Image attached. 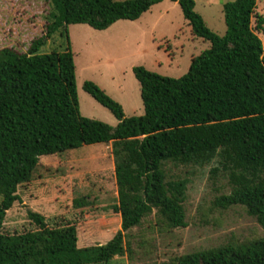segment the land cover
<instances>
[{
	"label": "trees",
	"instance_id": "obj_1",
	"mask_svg": "<svg viewBox=\"0 0 264 264\" xmlns=\"http://www.w3.org/2000/svg\"><path fill=\"white\" fill-rule=\"evenodd\" d=\"M51 9L44 31L62 29V51L37 53L44 36L28 51L0 47V229L17 200L19 184L30 179L42 155L83 145L110 143L120 228L105 243L77 245L75 224L49 227L28 210L37 229L0 231V264H108L130 252L127 238L154 211L158 225L186 226L188 180L167 176L166 164L205 165L222 170L230 192L215 204L241 205L264 229V48L255 30L264 17L256 0L223 4L226 31L218 35L194 9L180 6L195 37L210 43L180 77L132 68L139 83L142 115L124 116L121 105L93 81L83 89L118 120L115 125L79 112L75 64L67 26L84 23L98 30L118 20H136L162 0H43ZM254 24L252 25V21ZM89 195L72 199L76 208L94 204ZM160 264H264V234L174 256Z\"/></svg>",
	"mask_w": 264,
	"mask_h": 264
},
{
	"label": "rangeland",
	"instance_id": "obj_2",
	"mask_svg": "<svg viewBox=\"0 0 264 264\" xmlns=\"http://www.w3.org/2000/svg\"><path fill=\"white\" fill-rule=\"evenodd\" d=\"M193 1L205 24L223 35V4L232 0ZM50 9L43 0H0V47L26 52L43 35L37 53L65 49L67 42L61 28L49 37L44 31ZM255 14L264 17V0H256ZM67 32L75 64L79 112L109 125H115L117 118L83 89L84 81H93L117 101L124 116L142 115L139 83L132 68L143 66L159 75L177 78L187 72L193 57L210 46L192 34L180 6L171 0L152 5L136 20H118L107 29L78 23L69 24ZM255 32L264 48V31ZM215 165L166 164L168 178L188 180L183 203L186 226L162 227L153 211L131 229L127 238L130 252L114 256L108 264H160L194 250L262 236L264 229L243 206L223 208L215 204L219 195L230 192L226 174L213 171ZM16 193L18 198L6 211L0 229L3 233L37 229L28 210L43 215L49 227L75 224L79 247L105 243L120 228V216L113 210L117 195L110 143L40 156L30 179L19 184ZM85 195L94 197V204L74 207L72 199Z\"/></svg>",
	"mask_w": 264,
	"mask_h": 264
},
{
	"label": "crops",
	"instance_id": "obj_3",
	"mask_svg": "<svg viewBox=\"0 0 264 264\" xmlns=\"http://www.w3.org/2000/svg\"><path fill=\"white\" fill-rule=\"evenodd\" d=\"M107 29V28H106Z\"/></svg>",
	"mask_w": 264,
	"mask_h": 264
}]
</instances>
